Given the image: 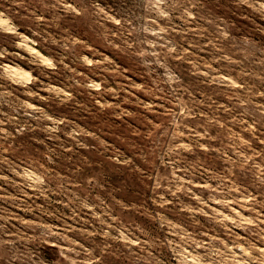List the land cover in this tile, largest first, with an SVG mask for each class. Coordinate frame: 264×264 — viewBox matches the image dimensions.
Listing matches in <instances>:
<instances>
[{
    "label": "rangeland",
    "instance_id": "rangeland-1",
    "mask_svg": "<svg viewBox=\"0 0 264 264\" xmlns=\"http://www.w3.org/2000/svg\"><path fill=\"white\" fill-rule=\"evenodd\" d=\"M0 264H264V0H0Z\"/></svg>",
    "mask_w": 264,
    "mask_h": 264
}]
</instances>
